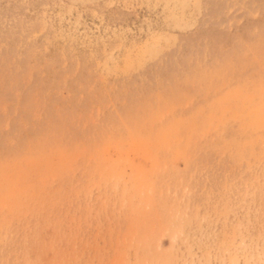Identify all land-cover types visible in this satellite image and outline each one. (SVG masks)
I'll return each instance as SVG.
<instances>
[{
  "label": "rangeland",
  "instance_id": "rangeland-1",
  "mask_svg": "<svg viewBox=\"0 0 264 264\" xmlns=\"http://www.w3.org/2000/svg\"><path fill=\"white\" fill-rule=\"evenodd\" d=\"M0 264H264V0H0Z\"/></svg>",
  "mask_w": 264,
  "mask_h": 264
}]
</instances>
